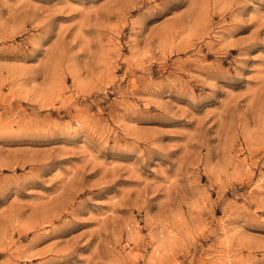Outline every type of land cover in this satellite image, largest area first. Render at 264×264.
Instances as JSON below:
<instances>
[{"label": "rangeland", "instance_id": "obj_1", "mask_svg": "<svg viewBox=\"0 0 264 264\" xmlns=\"http://www.w3.org/2000/svg\"><path fill=\"white\" fill-rule=\"evenodd\" d=\"M0 264H264V0H0Z\"/></svg>", "mask_w": 264, "mask_h": 264}]
</instances>
